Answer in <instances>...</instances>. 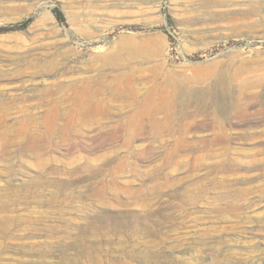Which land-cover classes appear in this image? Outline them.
Wrapping results in <instances>:
<instances>
[{
	"label": "rangeland",
	"instance_id": "1",
	"mask_svg": "<svg viewBox=\"0 0 264 264\" xmlns=\"http://www.w3.org/2000/svg\"><path fill=\"white\" fill-rule=\"evenodd\" d=\"M49 60L56 69L25 74L17 89L15 70ZM130 70L142 88L177 93L186 114L174 131L150 128L129 145L123 133L84 129L40 158L0 157V264H264V161L253 162L264 158V0H0V94L33 104L36 82ZM112 106L114 119L135 109ZM220 124L229 161L221 145L198 142ZM78 156L85 162L71 165ZM9 173L17 186L7 190ZM34 176L50 183H24ZM136 224L160 244H122Z\"/></svg>",
	"mask_w": 264,
	"mask_h": 264
},
{
	"label": "bare ground",
	"instance_id": "2",
	"mask_svg": "<svg viewBox=\"0 0 264 264\" xmlns=\"http://www.w3.org/2000/svg\"><path fill=\"white\" fill-rule=\"evenodd\" d=\"M259 8L261 7H248L246 13H256ZM150 39L154 40L155 38ZM54 69H56V66L51 60L32 62L28 63L25 68L15 70L12 76L16 78L14 83L17 89L23 90L27 81L23 79L25 74L34 77L40 73H50ZM138 80L141 79H138L131 70L113 72L111 74L95 73L90 76L65 79L58 76L35 83V86L38 87L36 89L33 88L31 92H39L41 98L38 103L33 104L19 103L16 97L17 94L1 93L0 157H8L12 152L28 149L32 154L40 158L39 152L41 149L51 148L61 140L64 142L70 141L73 139L74 134H80L84 129H94L97 136L100 137L103 135L122 136L123 133L125 134L123 136L126 137L127 145L130 144L129 142L132 139L150 131V128L162 134L174 131L176 128L174 125L177 126L176 121L179 119L177 115L181 116L187 112L177 93L168 92L161 88V84L157 83H153L152 86L147 88H142L141 86L144 84L138 82ZM150 81L152 82L151 78ZM25 92L28 91H23L22 94ZM107 93H109V96L106 95ZM30 97L29 93L28 95L23 94L21 99L27 101ZM119 100H129L134 104L135 109L131 113L122 114L117 119H114L112 103ZM108 119L112 120V125L105 124L104 121ZM190 124L188 122L182 125L178 124L177 130L186 131ZM225 128L222 124L218 128L217 134L215 133V137L201 139L198 142L199 145H221L224 149L223 154L229 157V159L228 157L226 159L229 161L232 160L230 157L232 152L229 148L232 137L226 130L227 128ZM262 135L264 137V131ZM245 137L254 139L257 136L248 135ZM182 142L187 144V139L183 138ZM259 152L262 151L257 150L256 155ZM176 155V151L172 152L169 155V159H173ZM100 159L101 157L96 158L97 161H100ZM81 161H84V158L78 156L71 161V165ZM262 161H264V158H257V156L253 159L254 164ZM47 162L48 160H42L40 165H46ZM124 162L121 159L119 164L112 169V173L115 174L121 171ZM10 168L12 166H9L11 171ZM42 176L31 177L24 183L34 187H39L46 182L49 184L50 181H42ZM14 180L16 181L17 179L10 176L9 180L5 181L7 190L10 189L11 185L17 186V183L13 182ZM261 191L264 192V187ZM92 196L102 201V189L93 188ZM132 228L127 235L119 236L122 244H125L132 237L142 241L145 238H151L150 241L145 240V244L153 245L155 248L163 238L161 234L155 233L149 228H141L137 224ZM126 253L124 252L123 254L124 258L126 256L135 258V255ZM158 256L159 254L155 252L146 254L145 260L149 262L158 258ZM120 262L124 263L122 259H120Z\"/></svg>",
	"mask_w": 264,
	"mask_h": 264
}]
</instances>
